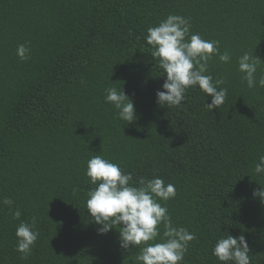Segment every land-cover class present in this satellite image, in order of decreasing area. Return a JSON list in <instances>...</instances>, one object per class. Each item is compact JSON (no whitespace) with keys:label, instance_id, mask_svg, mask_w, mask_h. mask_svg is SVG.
Instances as JSON below:
<instances>
[{"label":"trees","instance_id":"1","mask_svg":"<svg viewBox=\"0 0 264 264\" xmlns=\"http://www.w3.org/2000/svg\"><path fill=\"white\" fill-rule=\"evenodd\" d=\"M0 264H264V0H0Z\"/></svg>","mask_w":264,"mask_h":264}]
</instances>
